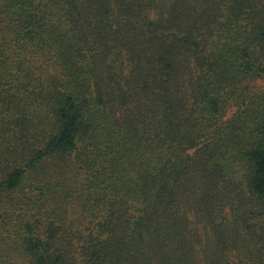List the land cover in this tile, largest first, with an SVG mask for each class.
Wrapping results in <instances>:
<instances>
[{
    "label": "trees",
    "instance_id": "obj_1",
    "mask_svg": "<svg viewBox=\"0 0 264 264\" xmlns=\"http://www.w3.org/2000/svg\"><path fill=\"white\" fill-rule=\"evenodd\" d=\"M259 81L264 0H0V242L264 264Z\"/></svg>",
    "mask_w": 264,
    "mask_h": 264
},
{
    "label": "rangeland",
    "instance_id": "obj_2",
    "mask_svg": "<svg viewBox=\"0 0 264 264\" xmlns=\"http://www.w3.org/2000/svg\"><path fill=\"white\" fill-rule=\"evenodd\" d=\"M258 84L262 85L264 82L259 81ZM17 243L19 244L14 240L0 242V264H28L23 247Z\"/></svg>",
    "mask_w": 264,
    "mask_h": 264
}]
</instances>
